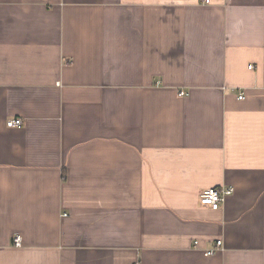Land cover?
<instances>
[{
  "label": "crops",
  "instance_id": "crops-1",
  "mask_svg": "<svg viewBox=\"0 0 264 264\" xmlns=\"http://www.w3.org/2000/svg\"><path fill=\"white\" fill-rule=\"evenodd\" d=\"M135 263L264 264V0H0V264Z\"/></svg>",
  "mask_w": 264,
  "mask_h": 264
},
{
  "label": "built area",
  "instance_id": "built-area-1",
  "mask_svg": "<svg viewBox=\"0 0 264 264\" xmlns=\"http://www.w3.org/2000/svg\"><path fill=\"white\" fill-rule=\"evenodd\" d=\"M252 67V66H251ZM184 95V92L180 93ZM240 100L244 99V95L240 94L238 97ZM7 126L10 128H21L23 126V119L22 118H13L7 121ZM234 193V188L231 186L225 187H210L204 189L199 195V201L202 205H206L211 207L214 210H218L221 205L225 202L226 198L231 196ZM66 215V214H65ZM14 245L17 247L22 246V237L20 235H16L14 237ZM196 246L198 242L195 241ZM222 245V241H217V246L212 249H208L205 251L206 255H214ZM140 264V263H135Z\"/></svg>",
  "mask_w": 264,
  "mask_h": 264
}]
</instances>
